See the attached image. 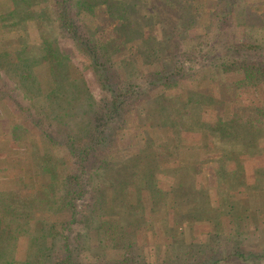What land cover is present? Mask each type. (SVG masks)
Returning <instances> with one entry per match:
<instances>
[{"label": "trees", "instance_id": "16d2710c", "mask_svg": "<svg viewBox=\"0 0 264 264\" xmlns=\"http://www.w3.org/2000/svg\"><path fill=\"white\" fill-rule=\"evenodd\" d=\"M255 25L264 0H0V264L263 260Z\"/></svg>", "mask_w": 264, "mask_h": 264}, {"label": "rangeland", "instance_id": "374dc122", "mask_svg": "<svg viewBox=\"0 0 264 264\" xmlns=\"http://www.w3.org/2000/svg\"><path fill=\"white\" fill-rule=\"evenodd\" d=\"M236 22L239 23V20L237 19ZM259 22H260V20H259ZM234 25H235V22L234 21L233 22H230L229 24H227V26L225 25V28H226L225 29V35H227L229 39L233 38L234 37V34H236L235 33V28L232 29L234 27ZM23 28L26 29V30L28 29V27L26 26V23H24ZM229 31L231 32V34H229ZM243 32L247 33V36L250 37L251 39H253L254 41L262 42L261 44L264 45V41L262 39V35L264 34V28L261 29V28L257 27V25H255L254 28L244 27L243 29L237 30V35H236L237 36V40L239 38L243 37L242 36V33ZM225 35H224V37H225ZM225 39L228 40L227 38H225ZM204 42H205V45H208V46L212 44V41H204ZM196 46L197 47L194 48L193 52H194V54H200V51L199 50H202V49L199 47V44H196ZM192 48H193V46H192ZM207 50L208 49L205 47V51L206 52L204 53V55H206V56H207ZM240 53H242V52H240ZM236 55H240V54L237 53ZM196 56H198V55H196ZM263 133H264V131L258 133V137L256 138L257 141L260 142V143L261 142H264V134ZM262 144H264V143H262ZM259 161L264 162V155L259 156ZM166 180L170 181V179H166ZM263 182H264V179H263ZM260 195L263 198L261 200V202H262V204L264 206V186L262 187V189H260ZM263 206H261L262 208L260 209L261 210V213H260L261 216H264V207ZM200 227H202L203 229H197V231L204 230L208 226H205L204 225V226H200ZM246 235L248 237V241H250V244H251L250 246L252 247L251 249L249 247H247L248 249H246V250H248L249 252H255L257 254H260L261 252L264 251V241H263L262 238H260L259 236H257L256 232L253 231V232H250V233H248ZM261 236L264 237V233ZM258 256L255 257V261H256V259L259 260L258 259ZM252 263H253L252 259L251 260H248V259L247 260H243V259H232L231 261H229L226 264H252ZM256 263L257 264H264V258H263V260H261L259 262H256Z\"/></svg>", "mask_w": 264, "mask_h": 264}, {"label": "crops", "instance_id": "0c3cea01", "mask_svg": "<svg viewBox=\"0 0 264 264\" xmlns=\"http://www.w3.org/2000/svg\"><path fill=\"white\" fill-rule=\"evenodd\" d=\"M258 236V235H257ZM252 259V261H253V263L252 264H257L256 262H259V260H257L256 259V261H255V258L253 257V258H251Z\"/></svg>", "mask_w": 264, "mask_h": 264}]
</instances>
